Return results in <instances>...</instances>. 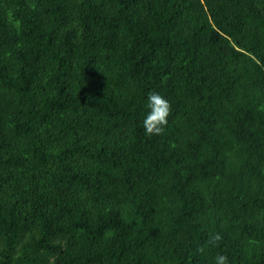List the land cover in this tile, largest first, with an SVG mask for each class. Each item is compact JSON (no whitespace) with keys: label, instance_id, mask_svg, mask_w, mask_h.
Masks as SVG:
<instances>
[{"label":"trees","instance_id":"16d2710c","mask_svg":"<svg viewBox=\"0 0 264 264\" xmlns=\"http://www.w3.org/2000/svg\"><path fill=\"white\" fill-rule=\"evenodd\" d=\"M218 254L264 264V0H0V264Z\"/></svg>","mask_w":264,"mask_h":264},{"label":"clouds","instance_id":"9594fccd","mask_svg":"<svg viewBox=\"0 0 264 264\" xmlns=\"http://www.w3.org/2000/svg\"><path fill=\"white\" fill-rule=\"evenodd\" d=\"M170 103L161 94L149 92L144 100V112L141 127L145 136L161 135L168 124ZM219 235L213 236V240H219ZM214 264H228L227 257L218 254L214 258Z\"/></svg>","mask_w":264,"mask_h":264}]
</instances>
